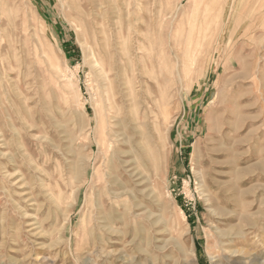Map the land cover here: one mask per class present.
I'll list each match as a JSON object with an SVG mask.
<instances>
[{
  "label": "rangeland",
  "instance_id": "rangeland-1",
  "mask_svg": "<svg viewBox=\"0 0 264 264\" xmlns=\"http://www.w3.org/2000/svg\"><path fill=\"white\" fill-rule=\"evenodd\" d=\"M0 264H264V0H0Z\"/></svg>",
  "mask_w": 264,
  "mask_h": 264
},
{
  "label": "bare ground",
  "instance_id": "bare-ground-1",
  "mask_svg": "<svg viewBox=\"0 0 264 264\" xmlns=\"http://www.w3.org/2000/svg\"><path fill=\"white\" fill-rule=\"evenodd\" d=\"M209 1H207V3H208ZM215 2V1H214ZM216 3V2H215ZM206 6V5H205ZM205 9V8H204ZM207 9V8H206ZM204 12V11H203ZM202 12V13H203ZM194 19V18H193ZM195 20H196V17H195ZM92 31H94V30H92ZM101 36V35H100ZM94 37V36H93ZM103 39V38H102ZM97 65V64H96ZM102 72V71H101ZM57 86V85H56ZM110 93H111V90H110ZM114 93V92H113ZM112 95V94H111ZM65 97H67V96H65ZM107 97V96H106ZM107 101L109 102L108 104H109V109L111 110V112L113 113L114 111H113V109H115L114 108V99H113V97L112 98H110V96H108L107 98ZM99 106H100V104H99ZM102 112V111H101ZM119 112V110H116V112H114V114H116V113H118ZM109 114V113H108ZM109 118V117H108ZM113 118V117H112ZM106 119V118H105ZM106 123V126H107V128L110 126V124L108 123V122H105ZM102 125H103V123H102ZM104 128V127H103ZM106 128V127H105ZM105 128L103 129V130H105ZM103 135H102V138H101V140L102 141H105L106 140V138H108L107 137V132L105 133V132H103L102 133ZM97 143H99V142H96V145H97ZM103 144V143H102ZM104 145V144H103ZM102 145V146H103Z\"/></svg>",
  "mask_w": 264,
  "mask_h": 264
}]
</instances>
